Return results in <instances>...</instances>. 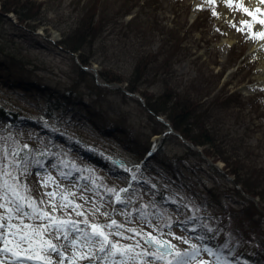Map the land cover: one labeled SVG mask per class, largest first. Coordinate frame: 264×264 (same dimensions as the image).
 I'll return each instance as SVG.
<instances>
[{
  "label": "rangeland",
  "instance_id": "374dc122",
  "mask_svg": "<svg viewBox=\"0 0 264 264\" xmlns=\"http://www.w3.org/2000/svg\"><path fill=\"white\" fill-rule=\"evenodd\" d=\"M13 1L18 2L15 8L24 7L31 11L32 17L25 15L26 21L36 28V33L49 39L61 42L74 33L76 35L73 37L78 38L88 35L87 41L91 42H87L79 53L88 66L94 67L98 73L110 79L127 81L138 67L144 75L141 81L135 75L132 83L140 85L145 95L152 99L154 96L164 100L180 98L192 105L196 114H203L197 132L202 133L205 129L213 132L214 145H203V149L212 157L205 158L200 151L188 153L190 157L185 158L186 161L177 160L176 170L171 168L180 178L170 181L162 175L164 181L159 180V183L165 188H176L183 206L203 218L217 211L222 212L221 208L226 206L218 203L222 202L219 198L227 197L229 204L225 200L224 203L243 213L244 218L235 223L244 224L242 221H246L247 217L244 206L249 205L246 202L248 196L239 195L228 174L237 176L253 190L255 187L264 190V84L253 86L259 74L260 59L250 49L258 32L257 26L250 23L239 25L241 20L237 19L229 25L227 18L224 19V5L217 0ZM9 15L16 23L13 11ZM16 28V25L7 22L0 28V33L4 44L14 45L18 49L20 38L8 33L14 29L19 32ZM261 50L264 51V47ZM28 53L34 68L41 75L66 86L75 84L81 91L88 92V88L89 92L98 90L103 96L101 107L120 111V116L126 117L125 124L134 133L122 136L118 141L86 129L80 132L90 142L105 145L103 152L109 150L116 157L130 158L132 153L126 150L146 143L153 129L159 128L151 114L139 103L140 98L125 100L115 91L99 89L92 79V69H88V74L78 76L76 65L79 60L76 56L42 53L36 48ZM243 87L247 93L241 91ZM3 96L0 94L3 101L19 102L29 110L33 108L16 96ZM71 129L75 130V125ZM14 136L0 137L2 150L6 148L12 153L26 141ZM122 141L124 144H120ZM185 143L183 140L181 143L170 141L165 147L168 157L186 156L183 149ZM110 147H115V151ZM9 156L11 160L16 159L13 154ZM100 158L108 163L112 160L103 155ZM167 159L159 155L154 162L161 166L170 162V158ZM7 169L5 163H0L2 172L6 174ZM10 170L13 171L12 168ZM87 173L91 180L100 179L110 193L106 196H102L104 192L96 194L92 200L89 191L83 193L73 177L65 180L55 171L38 174L39 183L46 184L41 185L38 191L47 190L43 192L41 210L35 219L25 211L29 204V209L33 208V200L32 204L25 201L23 208L22 200L12 184L7 185L6 180L0 186V246L3 247L0 261L4 264H28L26 261L17 263V256L21 255L36 259V264H44L42 261L57 264V260L68 264L78 261L87 264H161L150 257L156 252L143 246L141 241L146 234H165L156 229H132L139 227L140 213L145 212L144 207L152 195L147 194L146 198L137 200L135 192H130L127 206L124 201L120 202L123 207L116 212L115 219L112 208L117 196L112 191L116 186H123L124 181L112 178L118 174L117 171L110 177H107V170L98 167ZM0 180H3L1 175ZM71 181L74 185L70 187ZM194 182L198 184L193 188L195 190L185 187ZM178 183L181 188H178ZM133 209L138 210L133 214ZM211 218H216V215ZM255 218L254 222V218L247 217L248 222L242 227L253 231L259 229L264 234V218L258 215ZM155 219L157 223L159 218ZM98 221L108 233L100 234L97 229H91L101 225ZM107 235L112 237L109 245L103 241ZM188 235L181 230L172 231L170 238L178 248L173 259L186 252L181 258L187 257L184 264H235L233 256L224 255L215 245L210 246V250L202 249L200 245L204 238L195 240ZM247 249L252 251L256 248L247 244Z\"/></svg>",
  "mask_w": 264,
  "mask_h": 264
},
{
  "label": "trees",
  "instance_id": "16d2710c",
  "mask_svg": "<svg viewBox=\"0 0 264 264\" xmlns=\"http://www.w3.org/2000/svg\"><path fill=\"white\" fill-rule=\"evenodd\" d=\"M12 1V2H11ZM17 2V1H16ZM13 0H1V6L3 8V10L5 11H16L18 14H20V18L22 21L25 20L26 17H22L21 16V12L26 14V16H32L31 14L28 15V13H30L31 11L25 10L24 7L22 9H18L17 7L15 8L16 3ZM89 24H91V21L89 22ZM74 33V31H73ZM72 34V33H71ZM74 35H76V33L70 35V37L68 39L64 38L63 41L66 43L67 46H69L70 48L77 50L79 48H83L86 43L91 42L90 40L87 41L88 39V35L83 36V37H73ZM91 35V34H90ZM68 40V41H67ZM92 45V44H90ZM132 86V85H131ZM133 89H137L136 86L133 87ZM159 101H156L155 104L157 103L158 105H162L163 108H165L167 110V112H169L171 118H173L176 122V124L181 128L183 125H186V127H184V132L187 133V135L192 136L196 142H201V143H210L213 145L214 143V139H212L214 136H212L209 129H205L204 131H202V133H198L197 135H193L191 133H193V128L195 126H198L200 124V122L203 120L201 115L203 114H196L194 111V108L192 105H189L187 102L182 101L180 98H175L172 99L171 97L168 98V100H165L167 103H164V99L159 98ZM161 101V103H160ZM163 104H167V105H163ZM169 105V106H168ZM195 113V114H194ZM182 127V128H183ZM193 127V128H192ZM192 128V129H191ZM256 188V187H255ZM257 189V188H256ZM264 191V190H263ZM262 190L258 192V194L261 195L262 200L264 201V192ZM264 203V202H263ZM245 214V213H244ZM248 217V213L245 214ZM231 219H235L237 221H241L240 218H244L243 217V213H236L233 215H229ZM247 217L245 218L246 221H242V226L247 224ZM249 223H250V219L248 218ZM252 225V223H251ZM247 228V227H246ZM245 229L246 232H248V230L250 229ZM249 235L251 236H255L253 233H249Z\"/></svg>",
  "mask_w": 264,
  "mask_h": 264
},
{
  "label": "bare ground",
  "instance_id": "6f19581e",
  "mask_svg": "<svg viewBox=\"0 0 264 264\" xmlns=\"http://www.w3.org/2000/svg\"><path fill=\"white\" fill-rule=\"evenodd\" d=\"M243 1L250 6V9H251L250 11H252L253 9L252 13H255L254 10L264 7V3L261 2L260 0H243ZM259 26L261 28V32H260L261 36L257 38L251 45V49L255 51L257 55L262 54V52L260 51V47L264 44V24L262 25L259 24ZM228 40L232 41V39H228ZM256 78L259 83H264V57L261 60L259 74L257 75Z\"/></svg>",
  "mask_w": 264,
  "mask_h": 264
}]
</instances>
